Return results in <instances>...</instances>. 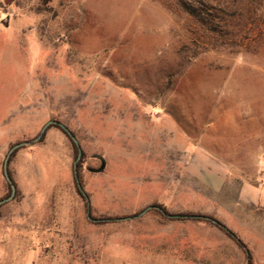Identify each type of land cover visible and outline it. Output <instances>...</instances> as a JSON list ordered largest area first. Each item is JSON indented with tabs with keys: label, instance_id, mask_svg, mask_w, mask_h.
Segmentation results:
<instances>
[{
	"label": "rangeland",
	"instance_id": "374dc122",
	"mask_svg": "<svg viewBox=\"0 0 264 264\" xmlns=\"http://www.w3.org/2000/svg\"><path fill=\"white\" fill-rule=\"evenodd\" d=\"M50 121L0 264H264V0H0V201Z\"/></svg>",
	"mask_w": 264,
	"mask_h": 264
},
{
	"label": "water",
	"instance_id": "95a60500",
	"mask_svg": "<svg viewBox=\"0 0 264 264\" xmlns=\"http://www.w3.org/2000/svg\"><path fill=\"white\" fill-rule=\"evenodd\" d=\"M51 126H58V127L61 128L64 132H66V134L72 139V141L74 142V144L76 145V147H77V149H78V156H77V160H76L75 165H74V167H75V178H76V180L78 181L77 165H78V162L81 161L82 156H83V153H82L81 147H80V145H79V142H78V140L76 139V137L72 134V132H71V131H70V130H69L64 124L59 123V122H57V121H50V122H48V123L44 126V128H43L41 134H40L36 139H34V140L31 141V142H24V143L17 144V145L13 146V147L10 149V151H9V153H8V155H7V158H6V160H5V163H4V176H5L6 180H7V182L9 183V185L11 186V195H10V197H8V198L3 199V200L0 201V207H1L2 205H4V204L10 202V201L14 198V196H15V194H16V186L13 184V182H12L10 176H9V171H8V165H9V160H10L11 155H12L16 150H18V149H20V148H22V147H25V146H31L32 144L38 142V141L42 138V136L45 134V132L47 131V129H48L49 127H51ZM94 158H95V159H98V160L101 162L102 167H101L100 169H96V170H95V169H91V172H94V173H101V172H103L104 169H105V160H104V158L101 157V156H99V155L94 156ZM78 183H79V182H78ZM151 209H152V207L147 208L145 211H143L139 216H137V217H135V218H138V217L143 216L145 213H147V212H148L149 210H151ZM129 219H130V218H127V219H121V220H119V221L129 220ZM213 222H214L215 224L219 225L218 222H216V221H213ZM223 228L226 230L225 227H223Z\"/></svg>",
	"mask_w": 264,
	"mask_h": 264
},
{
	"label": "trees",
	"instance_id": "16d2710c",
	"mask_svg": "<svg viewBox=\"0 0 264 264\" xmlns=\"http://www.w3.org/2000/svg\"><path fill=\"white\" fill-rule=\"evenodd\" d=\"M184 8L188 11V13L191 15V16H194L195 18H197L198 17V19L201 21V23L202 24H206V20L205 19H203L202 17H200V16H198L197 15V13H196V11H194V10H192V9H190L189 7H186L185 5H184ZM53 127V126H52ZM56 127H58V126H56ZM61 129V128H60ZM62 130V129H61ZM63 131V130H62ZM64 132V131H63ZM65 134H66V132H64ZM67 135V134H66ZM68 136V135H67ZM69 137V136H68ZM69 139L72 141V139L69 137ZM72 143L74 144V142L72 141ZM74 146H75V149L78 151V149H77V147H76V145L74 144ZM78 166H79V164H78ZM10 176V175H9ZM12 180V179H11ZM78 182V181H77ZM14 184V183H13ZM8 186L11 188V186L9 185V183H8ZM77 191H78V193H79V195L81 196V197H85V195H84V193H83V190H82V188H81V186H80V184L78 183L77 184ZM10 197V196H9Z\"/></svg>",
	"mask_w": 264,
	"mask_h": 264
}]
</instances>
